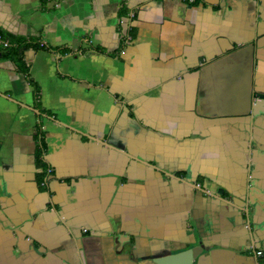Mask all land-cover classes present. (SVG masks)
<instances>
[{
  "label": "crops",
  "instance_id": "1",
  "mask_svg": "<svg viewBox=\"0 0 264 264\" xmlns=\"http://www.w3.org/2000/svg\"><path fill=\"white\" fill-rule=\"evenodd\" d=\"M0 29L29 44L0 43V264H264V0H0Z\"/></svg>",
  "mask_w": 264,
  "mask_h": 264
},
{
  "label": "trees",
  "instance_id": "2",
  "mask_svg": "<svg viewBox=\"0 0 264 264\" xmlns=\"http://www.w3.org/2000/svg\"><path fill=\"white\" fill-rule=\"evenodd\" d=\"M0 43L3 44L5 47L2 46L3 55L6 57H10L11 59L15 60L19 63L22 67L24 72L28 71V67L25 66L23 61L24 58V51L29 47V44H26L24 41H20L12 37L10 34L5 32L4 30L0 29ZM40 160V158H38Z\"/></svg>",
  "mask_w": 264,
  "mask_h": 264
},
{
  "label": "water",
  "instance_id": "3",
  "mask_svg": "<svg viewBox=\"0 0 264 264\" xmlns=\"http://www.w3.org/2000/svg\"><path fill=\"white\" fill-rule=\"evenodd\" d=\"M200 248L188 249L180 254L175 256L164 257L162 259H155V262L158 264H194V260L199 256L198 253ZM176 261V262H174Z\"/></svg>",
  "mask_w": 264,
  "mask_h": 264
},
{
  "label": "built area",
  "instance_id": "4",
  "mask_svg": "<svg viewBox=\"0 0 264 264\" xmlns=\"http://www.w3.org/2000/svg\"><path fill=\"white\" fill-rule=\"evenodd\" d=\"M188 3H190V4H194L197 0H186ZM130 17L132 18V17H134V13L132 12L131 14H130ZM125 44H129L131 41H132V36L131 35H126V38H125ZM122 53H125V50H123L122 51ZM51 169H49V172L48 173H51ZM258 255H262V251H259L258 252Z\"/></svg>",
  "mask_w": 264,
  "mask_h": 264
},
{
  "label": "flooded vegetation",
  "instance_id": "5",
  "mask_svg": "<svg viewBox=\"0 0 264 264\" xmlns=\"http://www.w3.org/2000/svg\"><path fill=\"white\" fill-rule=\"evenodd\" d=\"M52 170V169H51ZM52 172V171H51ZM43 183H45V181L43 182Z\"/></svg>",
  "mask_w": 264,
  "mask_h": 264
}]
</instances>
